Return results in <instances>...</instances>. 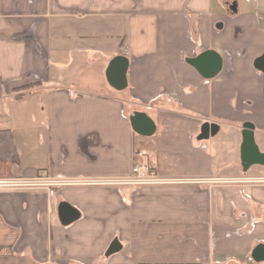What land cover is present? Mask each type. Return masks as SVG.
<instances>
[{
  "label": "crops",
  "instance_id": "crops-1",
  "mask_svg": "<svg viewBox=\"0 0 264 264\" xmlns=\"http://www.w3.org/2000/svg\"><path fill=\"white\" fill-rule=\"evenodd\" d=\"M207 50L212 78L188 62ZM263 53L264 0H0V177L100 181L0 189V264H264V164L242 160L246 123L264 152ZM135 152L172 181L104 183Z\"/></svg>",
  "mask_w": 264,
  "mask_h": 264
},
{
  "label": "water",
  "instance_id": "water-1",
  "mask_svg": "<svg viewBox=\"0 0 264 264\" xmlns=\"http://www.w3.org/2000/svg\"><path fill=\"white\" fill-rule=\"evenodd\" d=\"M230 10L237 11V2H233L230 5ZM125 59L126 65L128 60L124 56H116L111 62L107 70V78L109 82L118 88L126 85V65L118 66L121 60ZM188 62L194 65L198 71L206 78H212L222 68L221 57L213 50H207L201 52L198 56L188 58ZM255 66L258 70L264 73V53L255 60ZM131 122L133 129L139 134L150 136L155 130V123L145 112H135L131 116ZM253 124L246 123L244 125L243 133V145H242V160L245 166L252 163L264 164V152L260 151L256 144ZM219 129V126L215 123H206L202 128V138H208L210 135H214ZM80 217V212L72 205L67 202H62L60 205V218L64 225H68ZM121 249V244L115 241L108 254H112Z\"/></svg>",
  "mask_w": 264,
  "mask_h": 264
},
{
  "label": "built area",
  "instance_id": "built-area-1",
  "mask_svg": "<svg viewBox=\"0 0 264 264\" xmlns=\"http://www.w3.org/2000/svg\"><path fill=\"white\" fill-rule=\"evenodd\" d=\"M143 153L135 152L132 161L131 172L129 175L107 179L104 183L108 184H128V185H156L171 182V179H165L158 175L156 170L142 159ZM99 180H75L68 178H11L0 177V189H26L34 187L47 188L50 194H54V187L62 185L80 184V183H99Z\"/></svg>",
  "mask_w": 264,
  "mask_h": 264
}]
</instances>
